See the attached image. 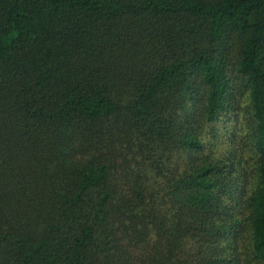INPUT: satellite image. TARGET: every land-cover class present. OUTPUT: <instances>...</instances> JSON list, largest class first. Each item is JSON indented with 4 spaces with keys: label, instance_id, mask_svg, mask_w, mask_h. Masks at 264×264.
Wrapping results in <instances>:
<instances>
[{
    "label": "trees",
    "instance_id": "1",
    "mask_svg": "<svg viewBox=\"0 0 264 264\" xmlns=\"http://www.w3.org/2000/svg\"><path fill=\"white\" fill-rule=\"evenodd\" d=\"M0 264H264V0H0Z\"/></svg>",
    "mask_w": 264,
    "mask_h": 264
}]
</instances>
